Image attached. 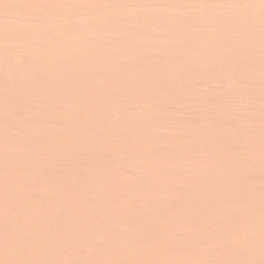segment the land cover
I'll list each match as a JSON object with an SVG mask.
<instances>
[{"label":"bare ground","instance_id":"bare-ground-1","mask_svg":"<svg viewBox=\"0 0 264 264\" xmlns=\"http://www.w3.org/2000/svg\"><path fill=\"white\" fill-rule=\"evenodd\" d=\"M200 2L186 11L194 40L187 53L198 69L213 66L192 71L185 84L204 90V150L264 154V0ZM172 4L0 0V264H175L182 233L158 169L110 165L100 170L116 179H91L101 175L92 166L82 172L88 179H58L65 167L33 163L72 153L165 154L168 143L157 136L171 134L173 122L158 111L174 100L165 61L173 51ZM200 96H191L193 107ZM261 162L259 179L205 182L204 210L191 198L198 213L189 244L204 252L186 264H264ZM130 172L151 179L120 178ZM203 213L204 236L197 231Z\"/></svg>","mask_w":264,"mask_h":264},{"label":"rangeland","instance_id":"rangeland-1","mask_svg":"<svg viewBox=\"0 0 264 264\" xmlns=\"http://www.w3.org/2000/svg\"><path fill=\"white\" fill-rule=\"evenodd\" d=\"M194 2L196 4H199L198 2L200 1L198 0H173L174 5L172 4V6H175V8L173 7V9L175 10L172 11V14L173 12L174 14L172 15V18H171V20H173L172 24H173V31H174L172 35L173 51L171 54L170 53L168 54V57H166L165 61L166 63L171 64L172 66V70H171L172 72L171 78L173 80L172 81V84H173L172 99L174 100H173L172 108L168 110L165 109V110L158 111L160 118H164V119L169 118V120L171 119V121L173 122V130L171 134H169L166 137L165 133H162V131H159L158 136H157L160 140H162L165 143V145L168 143L167 150L164 155L156 156V158H154V156L152 157V156H142V155H138L137 157L135 156H131V157L124 156L123 157V156H118L114 154H109L106 152L105 153L99 152L96 155L90 152L88 153V156L90 157L85 155V158H81L77 154L72 153L70 155H66L67 157L63 156L61 160H58V158H55V159L44 158V159H39V160L38 159L33 160V163L41 162L40 165L42 167H48L51 164H54L56 166L65 167L67 169L66 175H63L59 177L58 179H84L85 175L82 172L93 169L92 166H96L95 170L93 171H98V173L99 174L101 173V175L100 176L97 175L95 177H92L91 179H116L117 177L113 175L114 174L113 171L103 173L104 171L100 170L104 167L107 168V166H110V165L126 167V168H131L132 165L133 166L136 165L135 168L137 167L142 168L145 166L146 169L148 167H154L158 169L159 172L157 173L158 176H156V179H161V181L164 184H166L165 181L169 182V186L171 189V197H170V200H168L167 202L170 208L172 209L174 218L176 220V227H177L176 232L180 231V233H182L181 240L179 242L180 246L176 245L173 255H172L175 264H186L187 257L190 256L192 252L194 251L196 252L201 249L204 252V246L199 248L197 246L192 245V243L189 244V235H191V233L193 232V228H194L192 217L193 215L196 216V213H198L196 210L193 209L191 202H192V199H194V197L195 199H200V202H202V206L204 210L203 202H204V184L206 185L205 182L209 183L210 181H212V179H217L218 181V179H223V178L224 179H229V178L230 179H244V178L245 179H251V178L257 179L258 176H255V175L260 174L256 172L257 169L259 170V168L257 167L259 165H255V164H260V163L263 164V162L261 161L262 159L264 160L263 158L264 154L253 153V152H237V151L233 152L232 150H229V149L227 150L226 148H223L221 146L214 147L215 148L214 151L204 150V143H203L204 141V135H203L204 134V90H202L201 92H199L200 90L195 91L191 86L185 84V79L187 78V76L190 75V73L191 75H193V72H195V70L198 69L196 58L187 53V47L191 45V43H193L194 41L189 34V26H188V16L189 15H187L189 14V10H191L192 6L195 5ZM203 2L204 0L200 2L202 6L204 5ZM176 9L178 10L180 9V10L178 11ZM186 11H188L187 14H186ZM201 46L204 49V38L202 40ZM208 65L209 67L213 66L212 64H208ZM203 66L204 64L198 69L200 70V75H204L203 71L205 69L206 71H209L207 69L209 68L207 65H205L204 67ZM201 77H203L204 79V76H201ZM179 78L182 80V83H179ZM196 92L200 93L201 96L198 99L200 101L198 102L196 107H193L191 102L189 101H190L191 96L196 94ZM210 104L211 103L207 104V108H212L215 111L217 109V106L213 104L210 105ZM200 125H201V128H200ZM188 127L190 128V130ZM199 128L202 130L201 135H198V132H197L198 131L197 129ZM193 129H195V131L197 130L195 133V136L193 134ZM161 133L164 136L160 135ZM161 137H163V139ZM194 139H195V142H194ZM200 145L202 147H200ZM205 151L208 154L207 153L205 154ZM226 151L228 153H226ZM139 156L143 159L140 158L139 160L138 159ZM156 159H158V161ZM127 160L129 161L127 162ZM136 161L137 163L138 162L139 163L138 164L134 163ZM140 161H142V163H140ZM129 162H131L132 164ZM137 165H139L140 167ZM249 165L254 166L253 168L254 169L256 168V169L253 172L252 170H250V172L246 171L247 170L246 168H249L247 167ZM13 169L14 167L7 166V172L12 171ZM125 174L122 175L120 178L121 179H124V178L125 179H134V178L135 179H151L150 175L146 172L145 173L138 172L137 174L135 172H130L128 174L129 176ZM8 175L9 174L4 175L5 176L4 178L8 179ZM25 179H36V178H33L32 176L31 177L26 176ZM44 179H49V178L44 177ZM85 179H88V178H85ZM190 179H196V182L200 184L201 186H203V191H200L198 193L195 190V188L193 189L194 186L190 182ZM201 221L202 223L201 225L197 227L198 229L197 231L200 234H203L204 236V213L201 217ZM183 223L184 224L186 223V224L184 225ZM217 243L225 244L223 241L217 242ZM190 247L191 249H189Z\"/></svg>","mask_w":264,"mask_h":264}]
</instances>
